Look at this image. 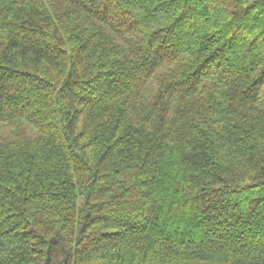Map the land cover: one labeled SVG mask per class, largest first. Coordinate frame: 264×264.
<instances>
[{
    "label": "trees",
    "instance_id": "16d2710c",
    "mask_svg": "<svg viewBox=\"0 0 264 264\" xmlns=\"http://www.w3.org/2000/svg\"><path fill=\"white\" fill-rule=\"evenodd\" d=\"M0 264H264V0H0Z\"/></svg>",
    "mask_w": 264,
    "mask_h": 264
}]
</instances>
